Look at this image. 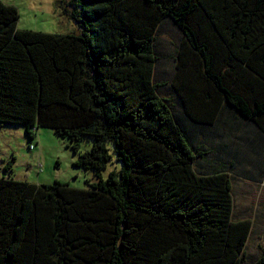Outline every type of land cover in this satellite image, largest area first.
Returning a JSON list of instances; mask_svg holds the SVG:
<instances>
[{
	"label": "trees",
	"instance_id": "obj_1",
	"mask_svg": "<svg viewBox=\"0 0 264 264\" xmlns=\"http://www.w3.org/2000/svg\"><path fill=\"white\" fill-rule=\"evenodd\" d=\"M68 6L80 34L20 30L0 0V126L53 130L94 179L0 177V264H245L253 222L234 217L232 174L264 147V0ZM171 29L168 100L157 76Z\"/></svg>",
	"mask_w": 264,
	"mask_h": 264
},
{
	"label": "rangeland",
	"instance_id": "obj_2",
	"mask_svg": "<svg viewBox=\"0 0 264 264\" xmlns=\"http://www.w3.org/2000/svg\"><path fill=\"white\" fill-rule=\"evenodd\" d=\"M18 8L20 30H31L47 34H80L81 31L67 13L70 0H2ZM160 50L164 58L160 62V91L168 100L172 99L170 80L173 77L174 55L180 43V34L171 29L160 36ZM252 135V133L250 134ZM249 135V137H250ZM253 136V135H252ZM254 137L249 143L254 142ZM68 139L62 138L50 129H40L30 140L26 128L16 125L0 126V177L13 176L16 180L38 185H53L56 182L69 183L72 187L86 189L87 180L94 179L93 172H86L74 166L77 156L68 147ZM92 142H83V150H89ZM241 150V146H236ZM235 147V148H236ZM252 149L245 151L249 153ZM257 152V153H256ZM237 164L238 171L232 174L236 220L250 219L253 229L246 246L245 264H253L264 250V147L262 145ZM252 160V162H251ZM242 161V160H241ZM7 168H10L7 169ZM121 164L113 163L102 173L108 179ZM96 180V179H95Z\"/></svg>",
	"mask_w": 264,
	"mask_h": 264
}]
</instances>
